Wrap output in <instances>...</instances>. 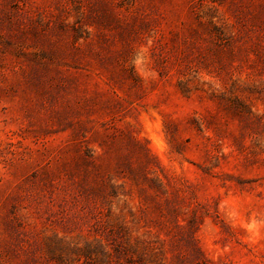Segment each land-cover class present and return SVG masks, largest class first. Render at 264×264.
<instances>
[{
    "label": "rangeland",
    "instance_id": "obj_1",
    "mask_svg": "<svg viewBox=\"0 0 264 264\" xmlns=\"http://www.w3.org/2000/svg\"><path fill=\"white\" fill-rule=\"evenodd\" d=\"M0 264H264V0H0Z\"/></svg>",
    "mask_w": 264,
    "mask_h": 264
},
{
    "label": "clouds",
    "instance_id": "obj_2",
    "mask_svg": "<svg viewBox=\"0 0 264 264\" xmlns=\"http://www.w3.org/2000/svg\"><path fill=\"white\" fill-rule=\"evenodd\" d=\"M141 62V58H137V60L136 61H134V63H136V64H139Z\"/></svg>",
    "mask_w": 264,
    "mask_h": 264
}]
</instances>
